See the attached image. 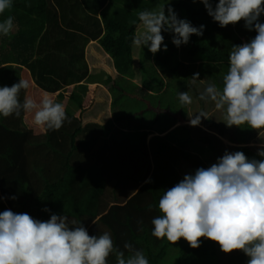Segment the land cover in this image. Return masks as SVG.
Instances as JSON below:
<instances>
[{
    "label": "trees",
    "instance_id": "1",
    "mask_svg": "<svg viewBox=\"0 0 264 264\" xmlns=\"http://www.w3.org/2000/svg\"><path fill=\"white\" fill-rule=\"evenodd\" d=\"M165 2L13 0L0 14V20L13 17L14 24L10 36H0V86L27 79L21 102L47 93L65 105L68 117L46 134L31 123L30 113L0 117V212L28 213L41 221L53 213L67 215L89 235L109 232L125 257L124 244L131 243L149 264H247L242 250L222 263L218 242L204 237L192 248L183 238L172 244L151 235V220L161 214L159 198L183 178L178 164L189 163L193 173L221 156L212 144L221 147L218 135L207 134L200 149L190 131L196 135L203 128L184 124L188 109L181 108L177 93L189 90L195 73L220 86L233 44L256 35L243 20L220 27L200 0H169L178 18L204 25L203 34L177 47L162 32L167 50L155 54L135 46L132 37L142 30L138 12ZM128 8H134L135 22L126 21ZM108 98L105 122L83 125L84 113L99 110ZM256 132L235 126L228 139L232 152L264 159L249 145ZM107 264H116L115 252Z\"/></svg>",
    "mask_w": 264,
    "mask_h": 264
},
{
    "label": "clouds",
    "instance_id": "2",
    "mask_svg": "<svg viewBox=\"0 0 264 264\" xmlns=\"http://www.w3.org/2000/svg\"><path fill=\"white\" fill-rule=\"evenodd\" d=\"M200 2L220 27L243 20V26L256 35L247 42L233 44L221 85L198 86L197 99L212 103L222 113L220 121L228 127L264 128V22L260 21L264 0H218L215 5L211 0ZM12 4L13 0H0V14ZM137 15L142 30L132 42L153 54L167 50L162 32L170 33L171 43L177 47L187 44L192 34H203L204 25L193 26L187 19L178 18L169 0ZM13 27V17L0 20V36H10ZM192 77L193 86H197L199 73ZM29 87L27 79L0 86V117L30 113L31 123L45 134L59 130L68 119L65 105L47 93L38 101L26 96L21 102V90ZM177 99L182 109L193 103L187 91L178 92ZM187 116L184 124L188 126H199L202 118H210L203 109ZM257 155L264 158V147ZM157 207L161 214L151 220V235L155 238L172 244L183 238L196 248L199 238L204 237L218 242L225 253L242 250L249 258L247 264H264V159H249L241 151L225 150L215 163L185 174L165 190ZM44 211L50 212L47 208ZM124 248L127 257L114 247L109 232L89 235L81 222L70 221L67 215L53 213L41 221L28 213L8 209L0 212V264H107L113 252L116 264H149L142 250L127 242Z\"/></svg>",
    "mask_w": 264,
    "mask_h": 264
},
{
    "label": "rangeland",
    "instance_id": "3",
    "mask_svg": "<svg viewBox=\"0 0 264 264\" xmlns=\"http://www.w3.org/2000/svg\"><path fill=\"white\" fill-rule=\"evenodd\" d=\"M135 18H136V15L134 14V8L126 9V21L135 22ZM99 55H100V52H99ZM105 57H106V55L104 54V59H105ZM99 61L102 62V60H100L98 58L97 62H99ZM92 71H97V68L92 69ZM192 79L189 80V86H190L189 90L188 89L186 90L189 93V95H191L193 97V103L191 105L186 106L188 109V113H192V112L198 111L200 109H203L204 111H206L209 114L210 118H208V119L202 118L201 124L199 125V128H201V129L203 128L202 132H199V133L197 132L196 135H194V132H192V131L190 133H192L193 136L196 137V142H197V144L200 145V149L203 148V147H201L202 145H205V143L207 145V143L209 141V139L207 138L206 135L211 134V136L218 135L216 137L218 138V140L221 141V143L219 145L221 147L216 146L217 144L215 142H212V144L214 145L213 147L217 148V150L221 153L220 154L221 156L224 154L225 150L232 152L233 147L230 146L232 144L228 142V139H229L230 135L233 133L235 126L228 127L222 121H220L222 119V113L220 111L216 110L212 103H205V102L199 101L197 99L198 91L200 90V87H198V86H203L204 84L211 83V82L207 79H203V78L200 79L199 78L196 82L197 86H193ZM136 80H137L136 82L138 84H140L139 77H137ZM143 87H145V86H143ZM34 99H36V98H34ZM36 100L38 101V99H36ZM55 100H57V99H55ZM57 102H59V101H57ZM109 103H110V100L108 98L106 102H103V104L99 110H96V108H95V109H92V110L86 112L82 117V124L85 125L86 123H90V122L104 123L108 117V113H109V105L108 104ZM87 114L89 116L86 118ZM84 116L86 118L85 120H84ZM206 122H210L211 125L207 126ZM181 123H183V122H181ZM218 126L223 128L224 131L222 132V130L219 129ZM195 127H198V126H195ZM196 130H197V128H196ZM204 133H206V134H204ZM203 134H204V136H203ZM249 145H250L251 150L253 152H255L256 154H257L259 149L264 147V128L257 129L256 139L252 138L250 140ZM189 150H192V148H190ZM205 155L207 156V154H205ZM204 160H205V158H204ZM214 161L216 162V159H214ZM189 166H190V164L186 163V162H181L180 164H178L179 173L183 176L185 174L191 173ZM236 251L237 250H232L231 252H228V253H225L222 251V261L221 262L224 263L226 261V259L228 258V256L232 253H235Z\"/></svg>",
    "mask_w": 264,
    "mask_h": 264
},
{
    "label": "crops",
    "instance_id": "4",
    "mask_svg": "<svg viewBox=\"0 0 264 264\" xmlns=\"http://www.w3.org/2000/svg\"><path fill=\"white\" fill-rule=\"evenodd\" d=\"M137 81V80H136ZM85 114V113H84ZM199 127V126H198ZM191 132V131H190Z\"/></svg>",
    "mask_w": 264,
    "mask_h": 264
}]
</instances>
